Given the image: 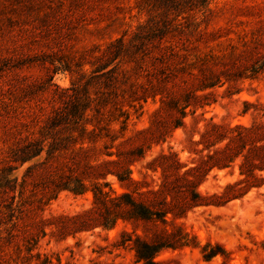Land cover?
Returning a JSON list of instances; mask_svg holds the SVG:
<instances>
[{"label": "rangeland", "instance_id": "rangeland-1", "mask_svg": "<svg viewBox=\"0 0 264 264\" xmlns=\"http://www.w3.org/2000/svg\"><path fill=\"white\" fill-rule=\"evenodd\" d=\"M186 96L195 113L172 131ZM243 102L264 105V0H0V264H132L110 244L141 224L96 225L93 185L126 191L108 163L137 181L161 152L192 167L206 122L249 125ZM237 163L197 191L221 193ZM77 181L82 195L56 191ZM176 223L226 264H264V185ZM167 259L206 264L198 249Z\"/></svg>", "mask_w": 264, "mask_h": 264}, {"label": "trees", "instance_id": "trees-1", "mask_svg": "<svg viewBox=\"0 0 264 264\" xmlns=\"http://www.w3.org/2000/svg\"><path fill=\"white\" fill-rule=\"evenodd\" d=\"M210 87L212 86H204ZM198 98L193 97L194 100ZM187 99L186 96L182 104L176 98L170 102L171 107L179 114V117L172 116V131L184 128L183 119L187 115L185 109L191 106L193 108L189 110V114L195 113L194 104ZM243 107L241 115L252 109L248 126L215 124L211 120L205 123L199 139L193 143L195 146L200 145L202 149L196 151L198 157L192 160V167L180 163L174 152H161L145 165V169L152 175L147 171H139L141 180L137 181L130 177L129 166L119 159L108 163L120 170L110 173L126 191L116 194L107 184L93 185L90 191L94 203L100 206L97 209L100 219L96 225L107 230L119 220L141 224L140 233L136 232L135 226L131 232L121 231L118 239L110 244L112 251L131 252L132 264L173 263V259L157 258L163 252L184 249H198L201 260L206 264L217 257L221 258V264L230 261V253L222 245L210 242L200 245L194 234L186 232L176 220L184 218L187 211L193 208L221 207L264 185V105L243 102ZM167 129L169 127L165 124L157 128L159 132ZM202 151H206L203 156ZM236 161L238 180L226 184L218 195H202L197 191L208 174L231 168ZM158 171V176H155ZM56 187L57 192L68 191L73 195L86 192V187L80 181L74 186L66 184ZM105 187L107 190H104ZM116 256L119 254H115ZM44 264L52 263L46 260Z\"/></svg>", "mask_w": 264, "mask_h": 264}]
</instances>
